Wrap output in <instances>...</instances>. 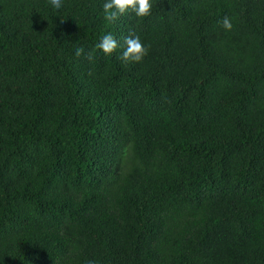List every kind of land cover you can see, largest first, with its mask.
Wrapping results in <instances>:
<instances>
[{
	"label": "trees",
	"instance_id": "1",
	"mask_svg": "<svg viewBox=\"0 0 264 264\" xmlns=\"http://www.w3.org/2000/svg\"><path fill=\"white\" fill-rule=\"evenodd\" d=\"M105 2L0 0V264H264V0Z\"/></svg>",
	"mask_w": 264,
	"mask_h": 264
},
{
	"label": "clouds",
	"instance_id": "2",
	"mask_svg": "<svg viewBox=\"0 0 264 264\" xmlns=\"http://www.w3.org/2000/svg\"><path fill=\"white\" fill-rule=\"evenodd\" d=\"M52 7L59 10L63 7L62 0H49ZM152 0H106L102 5L104 20L107 22H115L120 16L127 14L130 10L136 17H148L152 13ZM221 26L225 31H231L233 24L229 16H224L220 21ZM125 50L117 57L123 63H139L148 54V50L142 43L140 37L130 32L124 37ZM119 47L117 39L107 33L101 37L99 43L95 45L96 49L102 50L105 55H112ZM84 54L83 48H77L75 51L76 57ZM90 62L94 59L92 52H89L86 57ZM92 264V262H89Z\"/></svg>",
	"mask_w": 264,
	"mask_h": 264
}]
</instances>
